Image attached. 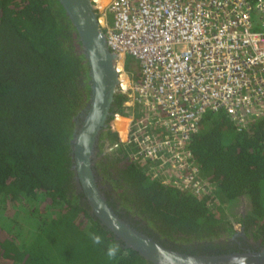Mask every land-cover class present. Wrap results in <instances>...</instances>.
Instances as JSON below:
<instances>
[{"label": "trees", "instance_id": "trees-1", "mask_svg": "<svg viewBox=\"0 0 264 264\" xmlns=\"http://www.w3.org/2000/svg\"><path fill=\"white\" fill-rule=\"evenodd\" d=\"M124 69L137 78L134 62L125 59ZM86 81L56 0H0V264H150L123 249L74 194L68 142ZM124 97L115 90L112 113ZM98 140L116 146L93 167L142 233L156 238V229L189 254L217 253L191 242L234 233V224L264 241V115L240 130L222 111L201 116L189 149L204 195L151 178L118 144L111 116Z\"/></svg>", "mask_w": 264, "mask_h": 264}, {"label": "built area", "instance_id": "built-area-1", "mask_svg": "<svg viewBox=\"0 0 264 264\" xmlns=\"http://www.w3.org/2000/svg\"><path fill=\"white\" fill-rule=\"evenodd\" d=\"M91 1L125 95L118 144L151 178L206 194L189 149L201 116L222 111L240 130L264 115V0Z\"/></svg>", "mask_w": 264, "mask_h": 264}, {"label": "water", "instance_id": "water-1", "mask_svg": "<svg viewBox=\"0 0 264 264\" xmlns=\"http://www.w3.org/2000/svg\"><path fill=\"white\" fill-rule=\"evenodd\" d=\"M74 29L78 52L87 69L88 96L82 112L72 118L69 169L89 213L118 240L150 264H264V249L212 254H189L162 246L118 216L109 205L94 174L95 144L112 115L117 86L114 54L109 51L91 0H56Z\"/></svg>", "mask_w": 264, "mask_h": 264}, {"label": "flooded vegetation", "instance_id": "flooded-vegetation-1", "mask_svg": "<svg viewBox=\"0 0 264 264\" xmlns=\"http://www.w3.org/2000/svg\"><path fill=\"white\" fill-rule=\"evenodd\" d=\"M83 84V83H82ZM87 102V95L85 94V92H82L81 94V101L79 106L77 107L74 117H76L78 115V113L82 112L84 109V106ZM103 142V144H102ZM98 145H100V147H98ZM106 141H102V140H98L96 141L95 144V160H102L104 161V154L106 152L109 151V148L106 147ZM94 161V163L96 162ZM95 166V164H94ZM94 174L96 176V182L102 186V190L104 191V194L106 193V199L108 201L109 204H111V208L113 209V211L120 217H122L123 215H127V218H123V220H125L127 223H131L134 224L135 220H138V217L136 216H132L131 214V210L126 211L125 209H123V207H121L119 205V201H116V191L113 190L112 186H110L109 184L103 183L102 178L100 176V171L99 169L96 170V168H94ZM111 176L114 177L115 176V172L114 170H112L111 172ZM102 182V183H101ZM74 187V184H73ZM81 192L80 190H77L74 187V194L77 196L79 195ZM82 194V193H81ZM105 196V195H104ZM80 202L83 203L84 199L83 197L79 198ZM130 222H129V221ZM140 222L135 223V226H140L139 224ZM130 224V225H131ZM236 232H221V234L216 237H212L210 240H202L201 242H191V244L193 246L199 245L198 251L201 253H212V252H217V253H221V252H232V251H245V250H249V251H258L260 249H264V241H262L259 237L255 238L252 235H244L240 232H238L237 228H234ZM153 231V235L156 237H152L154 240H156L158 243H160L162 246L169 248V249H173L174 251H180L177 249V247H182L184 244L183 243H178V242H174L172 240H169L166 236L159 234L158 232H156L157 230L154 229ZM175 246L174 248H172V246ZM196 248V247H195Z\"/></svg>", "mask_w": 264, "mask_h": 264}, {"label": "rangeland", "instance_id": "rangeland-1", "mask_svg": "<svg viewBox=\"0 0 264 264\" xmlns=\"http://www.w3.org/2000/svg\"><path fill=\"white\" fill-rule=\"evenodd\" d=\"M106 17H107L108 23H111V14L107 13ZM125 59L128 60V61L131 60V62H134L135 64H137V62L135 61V59L133 57H131V56H126Z\"/></svg>", "mask_w": 264, "mask_h": 264}, {"label": "bare ground", "instance_id": "bare-ground-1", "mask_svg": "<svg viewBox=\"0 0 264 264\" xmlns=\"http://www.w3.org/2000/svg\"><path fill=\"white\" fill-rule=\"evenodd\" d=\"M126 120L122 118L116 119V123L118 124L119 128H121Z\"/></svg>", "mask_w": 264, "mask_h": 264}, {"label": "clouds", "instance_id": "clouds-1", "mask_svg": "<svg viewBox=\"0 0 264 264\" xmlns=\"http://www.w3.org/2000/svg\"><path fill=\"white\" fill-rule=\"evenodd\" d=\"M109 254L112 255V254H114V253L110 252Z\"/></svg>", "mask_w": 264, "mask_h": 264}]
</instances>
